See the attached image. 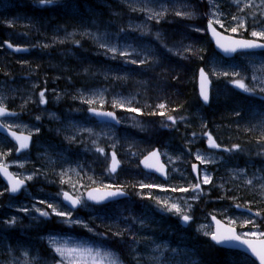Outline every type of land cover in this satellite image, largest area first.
<instances>
[{"label":"rangeland","instance_id":"rangeland-1","mask_svg":"<svg viewBox=\"0 0 264 264\" xmlns=\"http://www.w3.org/2000/svg\"><path fill=\"white\" fill-rule=\"evenodd\" d=\"M62 1L0 0V104L20 115L3 123L35 138L31 150L17 156L16 145L0 135V164L28 182L18 198L0 186V211L11 223L51 220L58 226L36 236L38 245L19 242L14 248L0 238V264H197L182 237L172 243L174 231L172 239L158 233L154 219L166 217L163 211L182 227L184 216L190 217L183 232L201 237L213 234L210 216L215 214L242 236L263 238L264 164L238 158L243 149L219 134L233 136L241 129L264 139V105L250 103L253 94L264 98V54L222 58L206 43V21L228 35L264 41L252 35L264 32V0H97L94 9L82 0H65L42 11ZM173 24H183L186 33L181 26L170 30ZM168 29L177 34L174 43L168 42ZM5 41L27 48V55L10 53ZM42 48L51 56L43 58L49 68L55 66L54 54L61 53L60 70L73 65L75 75L86 76V66L93 64L90 69L100 80L69 89L57 74L46 73L54 78L49 83L38 72ZM87 53L101 61L91 62ZM195 53L213 82L207 107L187 101L191 84L174 65L175 58L186 61ZM175 81L181 85L180 100L168 96ZM179 101L186 102L176 104L182 110L169 109ZM95 108L117 112L121 125L98 124L88 114ZM209 137L220 146H210ZM154 149L168 165V181L140 167ZM113 152L121 162L114 171ZM194 163L200 181L193 176ZM91 187L134 195L95 207L84 199ZM243 187L258 193L254 207L234 197ZM64 191L82 201L81 210L63 205ZM57 248L75 251L64 258ZM228 262L252 263L233 255Z\"/></svg>","mask_w":264,"mask_h":264},{"label":"trees","instance_id":"trees-1","mask_svg":"<svg viewBox=\"0 0 264 264\" xmlns=\"http://www.w3.org/2000/svg\"><path fill=\"white\" fill-rule=\"evenodd\" d=\"M82 1L83 2L87 1L90 5H92L93 3L92 0H82ZM81 6H82V2H81ZM49 9L51 8H47L45 10H49ZM100 20L102 21L103 19L100 18ZM179 26H181L182 30H185V27L183 26V24H180ZM179 26L177 24H173L172 26H170V30L177 29L178 31ZM59 28H62V26H59ZM170 30H169V34L167 35V38L169 40L168 42L174 43V41H176L175 37L177 36V34L173 31L171 34ZM185 33H186V30H185ZM192 36L201 37V36H197L194 34H192ZM206 43L209 49H211L212 46L210 45L208 39H206ZM34 53H37V52H34ZM46 54L47 56H49V58L51 57L49 53H47V50L43 49L41 51L42 60L46 56ZM34 55L35 54H32L30 57H34ZM87 55L89 56L90 61L93 63L97 61L99 62L101 61L100 57H94L91 53H87ZM54 57L56 60L53 59L52 62L56 63L57 60H58V63L61 62V59H62L61 53L54 54ZM199 58H201L200 53H195L194 55H191L190 58H188L186 61L181 60V59H176V58L174 59L175 61L174 65L176 66L174 67L177 68V71L180 72L183 70V72L180 73L181 78H185V79L188 78L189 83L191 84L189 87L190 89L189 94H188L189 96H187L186 99L187 101L189 99L194 100V102L196 103L198 102V99H197V92H196V86H195V82H196L195 75H196L197 70H195V68L197 69L198 67L203 66L202 63L204 64V62H202V60H199ZM91 65L93 64H90L86 66L85 68V71L87 70L86 72H84V74H87L86 76H84L83 73L80 75H75L73 72V65H70L67 70H64V71L61 70V75L58 78H56V80L59 83L66 85L65 87L69 89H74L75 87H79L80 85L85 87L86 85H88V83H91L93 85L95 84V81L100 80V78L97 75L93 74V72L90 69ZM179 68L181 70H179ZM38 71L44 73L41 77H47V79L49 80V83L52 81V79H54L52 76L48 77L46 74L48 73L50 75H53V68H49L48 64L46 66L41 65ZM178 77L180 78L179 75H177L176 78L179 79ZM88 78L89 79L91 78V81L86 82ZM172 84H174V82H172ZM175 84H176L175 90H173L172 92L168 91V96H171L172 98H177L178 100H180L177 97V94L178 95L180 94L179 92L181 90L180 89L181 85H179V82L177 81H175ZM261 101L263 100H261L258 96L253 94L250 98L251 107L257 106L255 103H262ZM179 103L185 104L186 102L179 101L175 103H170L169 109H172L173 111V105H174L176 107V110H182L183 108H181V106L176 105ZM169 109H166V110H169ZM231 133L232 132L230 131V133L228 134H225V135L219 134V135L220 137L223 135L224 140L229 139L233 141L237 147H240L243 149V153L242 154L238 153L237 157L240 159L248 157L245 159L253 161L254 163L259 161L258 163H256V165L263 166L264 160L262 161V159L264 158V139L256 137V135L253 132H250V131L246 132L241 129L239 130L237 134H234L233 136ZM0 186L5 187L4 184H2L1 182H0ZM132 194L134 195V193ZM234 197L236 198L238 203L244 206L251 205L254 207L255 204L259 201L258 193L252 192L251 189H249V187H243ZM163 213L166 215V217L158 215L154 219L155 227L157 228L158 233L164 232L163 237L165 238L168 237L169 239H172V236H170V232L174 231L175 235L173 236L172 243L177 242L180 239V237H182V243L185 244L186 249L191 251V254L194 257V260L198 262L197 264H229L228 262V258L230 256L229 252L225 251L224 249L215 247L206 237H201L196 234H192V232H183V228L180 224L178 225L176 221L170 219L169 214L166 213L165 211H163ZM2 216H5V215L1 213L0 211V217ZM52 223L53 222L51 220H44L40 223H36L34 221H28V220H23L22 222H19V223L17 222L11 223L9 220H6L3 222H0V238L6 237V239L11 242L12 247L14 248L17 245L16 243H19V242H24V243H28L32 245L33 244L38 245L40 241L38 240L39 238H36V236H40L46 230L51 229Z\"/></svg>","mask_w":264,"mask_h":264},{"label":"snow or ice","instance_id":"snow-or-ice-1","mask_svg":"<svg viewBox=\"0 0 264 264\" xmlns=\"http://www.w3.org/2000/svg\"><path fill=\"white\" fill-rule=\"evenodd\" d=\"M53 0H40V3L41 4H44V3H52ZM242 26V25H241ZM209 27L211 28V24H209ZM237 29H232L233 32H235ZM213 33H215V29H212ZM253 36H259L261 38H264V32H260V33H257V32H253L252 33ZM219 43V42H218ZM235 44L234 47H225L224 45H220L222 48H224V51L226 52H235L237 50V48H255V47H264V45H260V44H257L255 42H252V41H234L233 42ZM9 47H11V45H9ZM114 51V49H111ZM201 96L203 97V99L205 101L208 100V91H207V84H206V81H207V77L205 76V74L203 73V71H201ZM237 86L244 89L245 91H249V89L246 88V86L244 85L243 82L241 81H237L236 82ZM41 102H43V93H41ZM160 107H164L163 105H161ZM6 113V109L3 108V107H0V116H3L5 115ZM101 115H108V116H111L112 114L111 113H100ZM169 119H171V117H169ZM12 135L15 137L16 134L15 133H12ZM17 140H20L21 143H20V147L21 148H25L27 147V137H16ZM209 143H210V146L212 147H218V145L215 144V142L212 140L211 137H209ZM155 155V154H153ZM198 159L201 160V163H204V160L203 158L201 157H197ZM113 161H114V164H113V171L115 170V165H116V161H115V157H113ZM2 171H4L5 175H8L9 178H10V182L12 184V187H11V191L12 192H16L19 190L20 186L23 184V180H12L11 179V176L10 174L7 173V170L6 169H0ZM30 179V177H29ZM205 182H208L207 178H205ZM195 187H198V185H196ZM117 192H109L107 193L108 196H114L116 195ZM104 197H101V199H103ZM65 199H68L71 201V203L73 204V206H75L76 204H78L80 201L78 199H75L73 200L71 197H69L67 194H65ZM89 199H96L95 196H93L91 193L89 194ZM49 207H51V205H49ZM175 207V206H173ZM53 211H55V209H53ZM42 215H48L47 212H42L41 213ZM57 215H63L62 213H57ZM188 219H190L188 216H184V220L187 221ZM14 222V221H13ZM245 235H255V233H251V234H245ZM261 235H264V233H262ZM212 239L215 240L217 243H223L224 241H229V240H236V241H240L241 243H244V244H248V246L252 249V252L257 256V258L259 259L260 261V264H264V241H260V247H256L255 245H253L250 241L248 240H242L241 239V236L239 235H236L234 230L232 229H229L227 234H213L212 235ZM56 251L61 255V257H64V258H67L68 256L72 255V252H74L75 250H72V252H67L63 249H60V248H57Z\"/></svg>","mask_w":264,"mask_h":264},{"label":"water","instance_id":"water-1","mask_svg":"<svg viewBox=\"0 0 264 264\" xmlns=\"http://www.w3.org/2000/svg\"><path fill=\"white\" fill-rule=\"evenodd\" d=\"M209 24H211V23H210V22L208 23V27H209ZM212 29H215V27L211 24V28H210V27L208 28L209 33L211 34L212 38L214 39V41H215V43H216V47H217V49H218L219 51L223 52L226 56H229V57H230V56H233V55H235V53L238 52V51H250V50L257 51V50H264V47H255V48H237V50H236L235 52H231V51L226 52V51H224V48H222L220 45H224L225 47H234V46H235V44L233 43L234 41H251V40H244V39H238V38H234V37H231V36H227V35H224V34L220 33V32L217 31L216 29H215V33H216V34H214L213 31H212ZM218 42H219V43H218ZM252 42H255V43L260 44V45H264L263 43H260V42H256V41H252ZM201 71H203V73H204L205 76L207 77L206 84H207V91H208V100L205 101V100L203 99L202 96H201V98H202V100H203L205 103H208V102H209V95H210V86H211V82H210V80H209L208 75L204 72L203 69H201V70H200V78H199L200 94H201V80H202V78H201ZM0 117H1V116H0ZM9 133H10L9 135H10L13 139H15L16 142H18L19 145H20L21 142H20V140H17L16 137H27V142H28V144L30 143V138H29L27 135L16 134V136L14 137V136L12 135L13 132H9ZM27 147H28V146H27ZM27 147H25V148H21V147H20L19 153H20L21 151L27 149ZM0 169H6V170H7V173L10 174L11 179H12L13 181H14V180H19V179L15 178L14 175H12V174L10 173V170H9V169H7V168H5V167H2V166H0ZM0 174L2 175V177L4 178V180L6 181V183L10 186V190H11L12 184H11V182H10V178H9V176H8V175H5L4 171H2V170H0ZM24 186H26V183H25V182H23V184L20 186V188H19L18 191H16V192H12V191H11V193L14 194V195H18V194L21 192V190H22V188H23ZM97 191H98V190H97ZM97 191H95V192H97ZM98 192H99V193H103V195L106 194L105 196H103L104 198H103L102 201H109V200H112V199H116L118 195L121 196V194H120L119 191H116L117 194L114 195V196H108V195H107V193H109V192H113V191H105V192L98 191ZM66 194H67L69 197H71L73 200L76 199V198H74L71 194H69V193H66ZM64 201H65V203H66L67 205H69V206H72V207H78V206H79V203L76 204L75 206H73V204L71 203L70 200L65 199V195H64ZM214 221L216 222V228H217L216 231H218V234H227L228 230H229V229H232V230H234L235 234L237 235V230H236V229H234V228H232V227H229V226L225 225L223 222H221V221H219V220H217V219H215V218H214ZM241 239H242V238H241ZM242 240H246V239H242ZM248 241H250L253 245H255V246L258 247V248L261 246V245H260V241H252V240H248ZM220 244H221V243H220ZM222 245H223V246H226V247H228V248L242 249V250H245V251H247V252L249 251V252L253 253V252H252V249L248 246V244L241 243L240 241H236V240L224 241Z\"/></svg>","mask_w":264,"mask_h":264},{"label":"bare ground","instance_id":"bare-ground-1","mask_svg":"<svg viewBox=\"0 0 264 264\" xmlns=\"http://www.w3.org/2000/svg\"><path fill=\"white\" fill-rule=\"evenodd\" d=\"M167 2V1H166ZM30 40L32 39V38H29ZM26 41V40H25ZM7 42H10V41H5L4 42V44L5 43H7ZM29 42V41H28ZM22 43V42H21ZM26 43V42H25ZM31 44V43H30ZM26 45V44H25ZM30 47H32V46H30ZM27 49V48H26ZM44 48H42V50H43ZM41 50V51H42ZM30 54V53H29ZM33 54H37V53H33ZM190 58V57H189ZM39 61V66H41V65H44V66H46L47 65V61H44V60H42V59H39L38 60ZM62 61H63V58L61 59V62L60 63H58V60H57V62L55 63V66H54V68H53V73H55V74H57L58 76H60L61 75V70L58 68V65H60L61 63H62ZM180 61V60H179ZM181 62V61H180ZM182 63V62H181ZM38 66V67H39ZM182 66H183V64H182ZM38 67H37V69H38ZM56 71H57V73H56ZM39 72V71H38ZM37 72V73H38ZM78 72V71H77ZM96 109V111L98 112V113H112L113 112V110H103V109H98V108H95ZM19 113V112H18ZM116 126H118V125H121V120H120V117L117 119V122H116V124H115ZM251 159V158H250ZM257 160H259V159H257ZM256 160V161H257ZM262 161H263V159H262ZM259 162V161H258ZM258 162H256V163H258ZM261 162V161H260ZM239 163V162H238ZM261 165V164H260ZM28 185V184H27ZM177 222V221H176ZM173 223V222H172ZM180 223V222H179ZM175 225V224H174ZM178 226V225H177ZM180 228V227H179ZM181 229V228H180ZM182 231V230H181ZM181 234V233H180ZM135 240V239H134ZM164 241V240H163ZM162 241V242H163ZM140 243H142L141 241H140ZM172 246V245H171ZM141 248V247H140ZM147 248V247H146ZM170 249V248H169Z\"/></svg>","mask_w":264,"mask_h":264}]
</instances>
